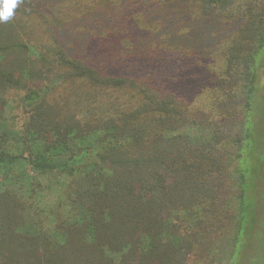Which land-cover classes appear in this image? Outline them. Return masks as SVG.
Returning a JSON list of instances; mask_svg holds the SVG:
<instances>
[{"label":"trees","instance_id":"16d2710c","mask_svg":"<svg viewBox=\"0 0 264 264\" xmlns=\"http://www.w3.org/2000/svg\"><path fill=\"white\" fill-rule=\"evenodd\" d=\"M155 4L153 24L162 20L160 34L182 41L175 45L187 42L190 20L182 25L185 17L206 22L215 16L218 26H231L229 37L220 39L226 41L224 67L215 79L228 90L223 101L229 120H236L231 108L243 104L240 135L181 134V127L188 130L194 120L184 115L186 105L175 94L162 97L132 77L100 78L63 52L47 59L33 45L19 43L42 62L41 75L52 76L45 85L27 88L26 82L45 81L43 75L33 77L25 69L13 77L0 71V106L9 107V89L23 83L18 103L28 111L17 128L0 116V264L236 262L256 216L254 189L261 187L253 183L254 172L253 179L245 175L247 144L253 140L245 120L258 99L261 61L255 64L264 54V0ZM8 24H0V36ZM16 42V37L0 40V50ZM54 42L50 49L59 46ZM177 60L172 59L174 68ZM67 78L85 80L96 91L138 88L142 102L125 115L112 104V117L109 108L88 104L90 117L80 121L70 106L65 114L66 102L57 101L58 95L46 101ZM90 91L82 93L84 103ZM228 159L235 161L236 189Z\"/></svg>","mask_w":264,"mask_h":264},{"label":"rangeland","instance_id":"374dc122","mask_svg":"<svg viewBox=\"0 0 264 264\" xmlns=\"http://www.w3.org/2000/svg\"><path fill=\"white\" fill-rule=\"evenodd\" d=\"M156 1L22 0L15 10L14 18L9 21L10 29L0 36L2 41L12 37L17 39L6 51L0 50V71H8L13 77L25 69L33 77L43 75V82L40 79L38 84L37 81L26 82L27 88L39 87L45 85L46 78L52 75H41L42 62L36 61L37 56L30 55L19 43L33 45L37 54L39 51L41 57L47 59L63 52L67 58L78 59L88 65L100 78L132 77L162 97L170 93L178 96L182 105H186L184 115L194 120V125L188 130L183 128L185 126L180 128L181 134L240 135L237 131L244 121L243 104L238 102L235 108H231L236 120H229L227 106L223 101L228 97V90L221 88H226L225 84L215 79L219 69L224 67L222 42H226L223 40L229 37L231 26L228 27L225 22L218 26L215 16L207 23L203 19L185 17L181 21L182 25L190 20L185 24L189 28V36L184 38L187 42L175 45L182 41L173 40L168 34H160L163 30L162 20L153 24L158 11ZM54 41L59 46L50 49ZM165 45H169L170 51ZM182 51L190 55L185 56ZM260 55L261 59H257L255 64L258 67L257 63L261 61L258 99L253 107V115L249 111L245 120L249 135H253V140L250 139L247 144L245 164L248 170L245 175L253 179L254 172L257 176L253 183L257 180L261 187L256 186L254 189L257 195L256 216L248 227L246 240L241 246L243 250H240L233 264H264V54L259 53L257 58ZM175 57H178L176 68L172 65ZM180 67L183 70H179ZM169 74L171 76L167 77ZM59 83L57 91L49 95L46 101L52 103L50 97L58 95L57 101L60 99L66 102L65 114H68L67 107L70 106L73 116L80 121L90 117L86 111L88 104L93 108H109L107 115L112 117V104L121 111L118 114L125 115L142 102L138 88L127 86L124 90L110 87L96 91L97 87L89 85L85 80L70 81V78L59 80ZM25 87L23 83L17 87L12 85L7 93L12 104L9 107L6 104L0 106V116L8 126L14 125L17 128L28 118L27 106L18 103V98L24 95ZM260 87L262 90H259ZM89 89L88 102L84 103L82 93ZM228 162L231 186L236 189L237 179L233 169L235 161L228 159ZM168 163L165 162L166 165ZM231 186L226 185L228 192Z\"/></svg>","mask_w":264,"mask_h":264},{"label":"clouds","instance_id":"9594fccd","mask_svg":"<svg viewBox=\"0 0 264 264\" xmlns=\"http://www.w3.org/2000/svg\"><path fill=\"white\" fill-rule=\"evenodd\" d=\"M21 3L22 0H0V24L12 20L15 10Z\"/></svg>","mask_w":264,"mask_h":264}]
</instances>
